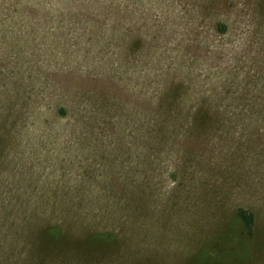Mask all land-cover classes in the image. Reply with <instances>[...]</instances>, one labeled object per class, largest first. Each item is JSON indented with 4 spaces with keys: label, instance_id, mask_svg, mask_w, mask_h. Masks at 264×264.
<instances>
[{
    "label": "rangeland",
    "instance_id": "1",
    "mask_svg": "<svg viewBox=\"0 0 264 264\" xmlns=\"http://www.w3.org/2000/svg\"><path fill=\"white\" fill-rule=\"evenodd\" d=\"M0 133V264H177L239 205L264 221V0H0ZM48 223L120 244L39 251Z\"/></svg>",
    "mask_w": 264,
    "mask_h": 264
},
{
    "label": "trees",
    "instance_id": "2",
    "mask_svg": "<svg viewBox=\"0 0 264 264\" xmlns=\"http://www.w3.org/2000/svg\"><path fill=\"white\" fill-rule=\"evenodd\" d=\"M220 26L224 27V24H220ZM183 95V92L179 89L173 90L166 96L163 109L177 110L180 114L178 116H183L184 119H195L196 128H213L217 125L215 118L219 115L213 111V106L208 102L193 111L189 109V111L184 112L183 107L185 108L186 105L181 100L182 98H179ZM179 107H182V109ZM64 110L65 107L62 108V111ZM245 121L249 122L244 131L248 139L246 143L248 146L257 149L260 147V138L253 135V132L259 131V123L253 117H246ZM193 134L195 135L191 137L189 129L187 134L181 138L182 142L189 144L191 140L195 142L198 140L200 143L204 141L199 140V131ZM2 141L3 138L0 133V147ZM238 143L242 144L239 140ZM260 216L261 210L250 204L239 205L231 212L227 211L224 218L219 219L216 227H210L209 230L211 231L202 235L183 258H180L177 264H264L259 262L261 258H264V221L261 220ZM33 234L34 246L39 251H46L54 246L66 243L71 246L77 244L83 252L89 254H96L95 249H99L104 254L113 251L115 249L113 247L120 244L117 233L113 231L91 230L83 232L77 237L73 232H69L63 224L59 223L37 225ZM62 246L65 247L66 245L62 244ZM55 249L59 248L56 247ZM132 259L133 261L130 264H162L161 260L155 255H152V258L148 257L150 263L143 261L144 258L137 255L132 256Z\"/></svg>",
    "mask_w": 264,
    "mask_h": 264
}]
</instances>
